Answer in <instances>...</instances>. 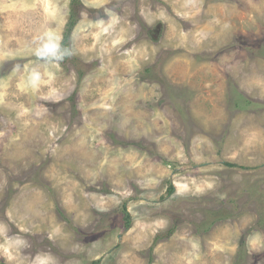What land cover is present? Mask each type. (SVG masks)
Wrapping results in <instances>:
<instances>
[{
	"label": "rangeland",
	"instance_id": "rangeland-1",
	"mask_svg": "<svg viewBox=\"0 0 264 264\" xmlns=\"http://www.w3.org/2000/svg\"><path fill=\"white\" fill-rule=\"evenodd\" d=\"M0 264H264V0H0Z\"/></svg>",
	"mask_w": 264,
	"mask_h": 264
},
{
	"label": "trees",
	"instance_id": "trees-1",
	"mask_svg": "<svg viewBox=\"0 0 264 264\" xmlns=\"http://www.w3.org/2000/svg\"><path fill=\"white\" fill-rule=\"evenodd\" d=\"M71 26H70V28L68 29V32H70L71 30ZM172 190V189H171ZM124 218H125V226L126 227H128L129 225H130V216H129V214H126V213H124ZM96 263H99V261H97Z\"/></svg>",
	"mask_w": 264,
	"mask_h": 264
}]
</instances>
